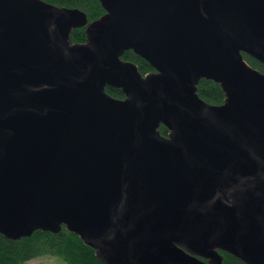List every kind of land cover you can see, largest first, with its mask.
Segmentation results:
<instances>
[{
	"label": "water",
	"instance_id": "1",
	"mask_svg": "<svg viewBox=\"0 0 264 264\" xmlns=\"http://www.w3.org/2000/svg\"><path fill=\"white\" fill-rule=\"evenodd\" d=\"M98 1L90 23L0 0V234L65 227L102 264H264V74L243 56L264 65V0Z\"/></svg>",
	"mask_w": 264,
	"mask_h": 264
},
{
	"label": "trees",
	"instance_id": "2",
	"mask_svg": "<svg viewBox=\"0 0 264 264\" xmlns=\"http://www.w3.org/2000/svg\"><path fill=\"white\" fill-rule=\"evenodd\" d=\"M42 1L58 7L78 9L87 15L90 23L98 20L106 13L98 0ZM70 41L72 44L85 43V30L83 28L75 29L70 36ZM243 56L251 67L264 74V65L246 54H243ZM122 59L134 63L143 75L154 71L148 62L132 51L126 52ZM106 92L116 99L122 100L125 98L120 89L108 87ZM197 94L210 105H222L226 99L219 84L205 79L200 81ZM159 130L163 136L168 135V130L164 126H161ZM222 255L224 264H244L234 257ZM40 257L57 258L67 264H102L96 259L95 252L87 247L75 234L68 232L65 227L57 234L37 231L31 237L22 238L19 241H10L0 234V264H28L31 260Z\"/></svg>",
	"mask_w": 264,
	"mask_h": 264
},
{
	"label": "rangeland",
	"instance_id": "3",
	"mask_svg": "<svg viewBox=\"0 0 264 264\" xmlns=\"http://www.w3.org/2000/svg\"><path fill=\"white\" fill-rule=\"evenodd\" d=\"M28 264H67L64 261L53 257H40L31 260Z\"/></svg>",
	"mask_w": 264,
	"mask_h": 264
}]
</instances>
